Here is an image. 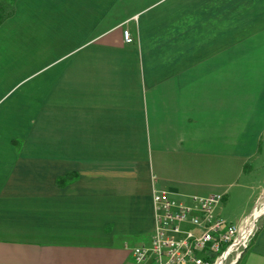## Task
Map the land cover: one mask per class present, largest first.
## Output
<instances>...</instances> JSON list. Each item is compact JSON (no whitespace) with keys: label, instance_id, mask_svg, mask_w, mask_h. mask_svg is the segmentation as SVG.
Listing matches in <instances>:
<instances>
[{"label":"crops","instance_id":"1","mask_svg":"<svg viewBox=\"0 0 264 264\" xmlns=\"http://www.w3.org/2000/svg\"><path fill=\"white\" fill-rule=\"evenodd\" d=\"M263 148L264 0H15L0 25V264L152 240L154 190ZM233 184L204 185L220 216ZM235 264H264V219Z\"/></svg>","mask_w":264,"mask_h":264},{"label":"built area","instance_id":"2","mask_svg":"<svg viewBox=\"0 0 264 264\" xmlns=\"http://www.w3.org/2000/svg\"><path fill=\"white\" fill-rule=\"evenodd\" d=\"M123 35L126 42H133L129 29ZM152 197L155 230L149 244L133 248L138 264H235L264 215L260 199L241 225L228 222L216 211L224 199L222 192L197 195L162 188Z\"/></svg>","mask_w":264,"mask_h":264},{"label":"rangeland","instance_id":"3","mask_svg":"<svg viewBox=\"0 0 264 264\" xmlns=\"http://www.w3.org/2000/svg\"><path fill=\"white\" fill-rule=\"evenodd\" d=\"M261 161L249 164V168L257 166L256 169H250L248 173L242 174L240 172V164L237 163L238 168L236 171V178L231 180H226L223 176H219L220 173L216 172V168L212 166L211 163L205 162L202 166L199 174L196 172L189 173L186 179L191 183V185L186 186L190 193L202 195L207 193L209 187L204 185H214L216 188L212 191H223V183L228 181H234V184L229 188L231 194L225 203H222L219 211L223 215L222 217L228 222L240 224V219L245 215H249L251 205L253 200L261 191V186L264 185L262 180L264 178V148L260 154ZM262 199L261 201H263ZM264 203V202H263ZM264 219V215L259 218L255 232H257L261 220ZM256 234V233H255ZM151 234H147L138 239L130 238L129 244L125 245L120 242V250H98L96 248L92 249H73L70 253L73 254L76 263L72 261V264H138L133 257V248L135 246L143 245V243H150ZM66 251V250H64ZM68 252V251H67ZM120 255V258H117Z\"/></svg>","mask_w":264,"mask_h":264},{"label":"trees","instance_id":"4","mask_svg":"<svg viewBox=\"0 0 264 264\" xmlns=\"http://www.w3.org/2000/svg\"><path fill=\"white\" fill-rule=\"evenodd\" d=\"M15 13V0H0V25ZM71 176L67 175L63 180H68Z\"/></svg>","mask_w":264,"mask_h":264}]
</instances>
